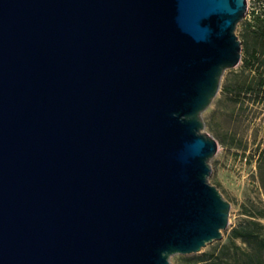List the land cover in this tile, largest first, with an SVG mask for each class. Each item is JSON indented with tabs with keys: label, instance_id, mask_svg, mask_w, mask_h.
Here are the masks:
<instances>
[{
	"label": "water",
	"instance_id": "95a60500",
	"mask_svg": "<svg viewBox=\"0 0 264 264\" xmlns=\"http://www.w3.org/2000/svg\"><path fill=\"white\" fill-rule=\"evenodd\" d=\"M246 0H0V264H170L219 239L202 112Z\"/></svg>",
	"mask_w": 264,
	"mask_h": 264
},
{
	"label": "rangeland",
	"instance_id": "374dc122",
	"mask_svg": "<svg viewBox=\"0 0 264 264\" xmlns=\"http://www.w3.org/2000/svg\"><path fill=\"white\" fill-rule=\"evenodd\" d=\"M263 3L246 0V12L235 28L240 41L244 23ZM240 63L224 71L218 92L202 112L203 130L217 145L210 159L208 180L230 203L227 226L219 239L196 253L171 256L170 264H242L246 258L248 246L240 239L232 244L230 235L240 221L249 217L244 209L250 203L264 205V92L255 96L254 86H245V92L236 93L242 82L254 83L257 74L255 70L242 73ZM261 66L264 69V62ZM227 83L231 84L230 93L222 91ZM260 221L264 224L263 219Z\"/></svg>",
	"mask_w": 264,
	"mask_h": 264
},
{
	"label": "trees",
	"instance_id": "16d2710c",
	"mask_svg": "<svg viewBox=\"0 0 264 264\" xmlns=\"http://www.w3.org/2000/svg\"><path fill=\"white\" fill-rule=\"evenodd\" d=\"M243 39L241 41L240 71L255 70L257 74L253 77L255 82H242L238 86V95L245 92L247 87L254 86L255 96L259 91L264 92V74L261 63L264 62V3L257 10L252 11L251 19L243 26ZM262 72V73H261ZM231 84L222 86L223 92L230 93ZM264 153V152H263ZM249 217L240 221L232 230L230 240L240 239L248 246L246 256L242 264H264V205L250 203L245 209Z\"/></svg>",
	"mask_w": 264,
	"mask_h": 264
}]
</instances>
